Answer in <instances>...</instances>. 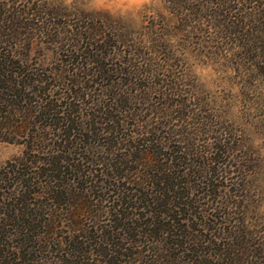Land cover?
<instances>
[{
  "label": "trees",
  "instance_id": "obj_1",
  "mask_svg": "<svg viewBox=\"0 0 264 264\" xmlns=\"http://www.w3.org/2000/svg\"><path fill=\"white\" fill-rule=\"evenodd\" d=\"M162 1L134 32L0 0V138L35 155L0 174V264H264V0Z\"/></svg>",
  "mask_w": 264,
  "mask_h": 264
},
{
  "label": "rangeland",
  "instance_id": "obj_2",
  "mask_svg": "<svg viewBox=\"0 0 264 264\" xmlns=\"http://www.w3.org/2000/svg\"><path fill=\"white\" fill-rule=\"evenodd\" d=\"M65 4L69 7H74L78 10L88 13H108L116 20L119 19L130 30L141 32L147 21L153 17H158L165 13L164 3L162 0H49ZM112 17V18H113ZM113 18V19H114ZM114 19V20H115ZM36 57L41 58L42 53L37 52ZM53 59V58H52ZM47 63H52L51 56L47 57ZM54 67L55 64H53ZM190 65L194 76L204 85L206 91L213 95H227L230 83L227 79L229 73H222L220 69H216L211 64L207 65L198 58H190ZM257 147H261L262 155H264V139H257ZM33 153L26 155L25 148L17 143H9L3 138H0V174L9 177L10 179L4 183V186L10 187L14 181L15 175H8L7 172L19 163L20 158H35ZM22 171V169H20ZM18 175V171L16 173ZM4 189V188H3ZM7 191L4 189L2 191ZM44 202V210L53 211L55 206L47 199H42Z\"/></svg>",
  "mask_w": 264,
  "mask_h": 264
}]
</instances>
